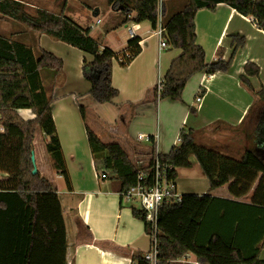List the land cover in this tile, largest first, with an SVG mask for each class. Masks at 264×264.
I'll list each match as a JSON object with an SVG mask.
<instances>
[{
  "label": "trees",
  "instance_id": "obj_1",
  "mask_svg": "<svg viewBox=\"0 0 264 264\" xmlns=\"http://www.w3.org/2000/svg\"><path fill=\"white\" fill-rule=\"evenodd\" d=\"M108 2L124 7L125 17L134 12L133 22H147L153 30L161 9L164 38L170 48L182 51L171 62L163 78V90L157 95L155 89L151 103L164 99L183 102L184 89L193 76L228 72L235 55L245 46L244 37L232 36L231 59L207 64L205 51L196 44L195 17L200 10L214 11L217 5L226 4L245 17H253L264 31V0H184L178 11L169 15L165 13V0ZM27 9L26 0H0V20L13 19L34 34H46L93 56L92 63L85 64L82 70L91 84L90 95L97 103L111 104L119 95L112 85V64L119 57L109 49L101 50L99 43L72 19L45 10L30 14ZM139 42L137 37L130 39L121 66H128L140 54ZM244 70L239 80L257 97L249 112V117L256 114L257 127L260 110L264 108V88L259 92L253 90L250 78L259 75L254 63H247ZM62 73L63 62L59 58L44 50H39L36 57L20 40L0 34V125L3 128L0 133V264H68L67 231L59 195L47 178L34 173L32 162L33 142L41 132L49 139L46 149L55 168L64 178L67 189L72 190L51 113L53 89ZM20 109H29L35 119L24 121L17 114ZM80 113L85 120V109L80 107ZM191 113L195 114L196 109L192 108ZM86 130L97 171L106 177L107 173L111 174L120 182L121 192L137 185L140 173L146 176L144 186L152 184L151 168L156 153L146 163H135L118 144L104 143L93 130L88 127ZM157 156L171 168L169 177L174 181L177 170L191 168L190 159L194 157L209 183L208 194L183 195L179 203L164 205L159 211L157 244L161 263L175 264L190 254L198 264H264L259 258L264 249V236L248 252L234 239L212 231L217 212L222 217L228 215L219 207L224 201L212 195L218 189L225 188L233 199L249 197L251 206L264 210V158L259 150L249 149L241 159H233L198 145L194 131L182 128L179 144L168 154ZM132 215L145 223V232L149 235L145 212L132 208ZM132 260L148 264L140 252L134 253Z\"/></svg>",
  "mask_w": 264,
  "mask_h": 264
},
{
  "label": "crops",
  "instance_id": "obj_2",
  "mask_svg": "<svg viewBox=\"0 0 264 264\" xmlns=\"http://www.w3.org/2000/svg\"><path fill=\"white\" fill-rule=\"evenodd\" d=\"M183 1L165 0V13L177 12ZM26 5L30 14L31 9L45 10L72 19L99 43L101 50L109 49L119 59L128 50L131 38L127 26L135 23L132 21L135 13L125 17L124 7L120 5H110L108 0H36L35 5L26 0ZM3 20L8 25L0 34L11 40H20L36 57L39 50H44L63 62L62 76L56 79L53 89L51 113L72 190L69 191L66 184L63 186L64 178L55 168L51 156L46 154L49 139L43 133L46 153L42 145L37 149L35 136L32 162L35 173L46 175L59 195L67 231L68 264H95L97 253L105 256L106 245L128 258L130 264H138L132 260L133 254L140 252L144 255L151 244L145 223L133 217L134 204L121 200L120 182L109 173L102 178L97 171L86 127L93 130L102 142L118 144L135 163H146L153 153L168 154L179 144L182 128L193 130L195 139L204 145L206 137L220 136L219 132L226 130H241L257 97L241 85L239 78L245 73V65L254 63L259 68V75L250 78L251 85L255 92L264 88V31L253 17H245L226 4L217 5L214 11L200 10L195 17L196 44L205 51L207 64L231 59L232 36L244 37L245 46L235 55L228 72L193 76L184 89L183 102L164 99L151 103L157 81L164 78L171 62L182 51L170 46L161 50L150 24L141 23L136 32L140 54L126 67L117 59L113 61L112 85L119 95L111 104H100L90 95L91 84L82 72L85 64L92 63L93 56L46 34H34L13 19ZM201 90H205V94L197 104L195 100ZM80 107L86 111L85 120ZM192 108L196 109L195 114L191 113ZM17 114L24 121L35 119L29 109L17 110ZM139 135L156 138L146 142L138 140ZM190 161L191 168L177 170V191L181 196L208 194L209 187L196 191V185L179 190L183 173L188 177L197 176L195 162L192 158ZM63 188H66L64 192ZM212 195L224 201L219 207L228 213L222 217V213L217 212L218 220H214L212 231L234 239L242 249L251 252L264 236V210L251 206L249 197L233 199L225 188L212 192ZM93 196L111 209L112 219L106 208L102 211L96 209L95 218L84 214L82 206L90 197L94 199ZM125 206L131 208L130 215L123 214ZM85 252L89 255L84 256ZM186 258L196 261L190 254ZM259 258L264 260V249Z\"/></svg>",
  "mask_w": 264,
  "mask_h": 264
},
{
  "label": "built area",
  "instance_id": "obj_3",
  "mask_svg": "<svg viewBox=\"0 0 264 264\" xmlns=\"http://www.w3.org/2000/svg\"><path fill=\"white\" fill-rule=\"evenodd\" d=\"M140 29V24L132 23L127 26V31L131 39L136 37V32ZM154 35L159 39V46L161 50L169 47L166 39L164 38V30L162 27L161 9H159L157 27L154 29ZM123 61V59H117ZM164 87V80L160 78L157 81L156 89L157 95H160ZM201 90L196 97V103L200 104L203 95ZM3 131L0 125V133ZM156 136L139 135L138 140L150 142L155 139ZM179 141V140H178ZM158 154L156 153L154 164L151 168L152 184L149 187L143 185L142 182L146 179L144 173H140L138 176L137 185L133 186L126 192L120 193V198L127 204H137L138 208L145 212V220L150 228V248L144 253V260L148 264H162L159 259V250L157 244V219L158 213L164 205L176 204L181 201L182 196L177 191L175 181L169 177V171L171 168L166 164H162L158 160ZM102 178H106L105 175H101ZM187 255L177 260L175 264H198L197 261L191 262L186 258Z\"/></svg>",
  "mask_w": 264,
  "mask_h": 264
},
{
  "label": "rangeland",
  "instance_id": "obj_4",
  "mask_svg": "<svg viewBox=\"0 0 264 264\" xmlns=\"http://www.w3.org/2000/svg\"><path fill=\"white\" fill-rule=\"evenodd\" d=\"M33 5H35L36 0H29ZM30 12L33 14L34 10L31 9ZM7 23L6 21L4 22L1 21L0 22V32H3L6 27H7ZM5 28V29H4ZM6 31V30H5ZM4 31V32H5ZM196 102V101H195ZM198 104V103H197ZM259 107H257L256 111L258 110ZM260 118H259V124L257 127L256 126V114L251 115L245 126H243V128L240 130H226V131H222L219 132V135L216 136H211V137H206V145L202 144V142H200V140L196 139V143L198 145L210 148V149H214L217 152L233 158V159H241V157L244 155V153L247 150H259V154L264 158V108L262 110H260ZM37 138H36V147L37 149L41 148L42 145V149L44 150V152L46 153V149L44 146V137H42V133L38 132L37 133ZM33 146H34V142H33ZM48 155V153H46ZM192 160H194L193 162H195V167L194 169H196L197 176H193V177H188L185 175V173L182 174L183 180L182 183L179 186V190L183 189V188H187L188 186L191 185H196V191L199 190H203L204 188H208L209 187V183L208 180L206 178V176L204 175L202 169L200 168L199 164L197 163L196 159L194 157H191ZM191 171H195L190 169ZM39 173V172H38ZM40 175H42L41 173H39ZM45 178H47L46 175H42ZM113 182H115V180H113ZM63 186L65 187V183L62 181ZM66 190V188H63L62 191L64 192ZM208 193V192H207ZM104 196V195H102ZM101 196V198H102ZM115 199H118V197L116 195H114ZM113 197V199H114ZM94 199H92V197H90L88 200H86V202L84 203V205L82 206V210L84 211V214L86 215V213L88 215L93 216V218H95L97 216V211H102L103 208H106L108 210V216L111 217V219L113 218V214L110 213L111 209L109 207H106L104 204H102V200H98L96 196H93ZM114 199V200H115ZM95 200V201H92ZM93 202V203H92ZM92 204V205H91ZM134 206H136V208H138L137 204H134ZM125 212H123V214H131V208L129 206H125ZM214 214V212H213ZM214 217V215H212V218ZM106 251L105 253H103L105 256H100L99 253L98 257L95 259V264H130V261L128 258H124L122 255L117 254L116 252H114L111 248H109L108 245L105 246ZM83 254V253H82ZM85 255H89V253L85 252ZM82 259V258H81Z\"/></svg>",
  "mask_w": 264,
  "mask_h": 264
},
{
  "label": "water",
  "instance_id": "obj_5",
  "mask_svg": "<svg viewBox=\"0 0 264 264\" xmlns=\"http://www.w3.org/2000/svg\"><path fill=\"white\" fill-rule=\"evenodd\" d=\"M32 160H33V157H32ZM34 173H35V170H34Z\"/></svg>",
  "mask_w": 264,
  "mask_h": 264
}]
</instances>
